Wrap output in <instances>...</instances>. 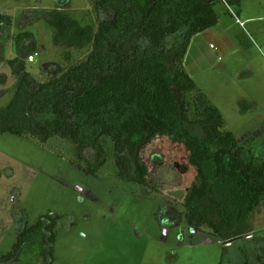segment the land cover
<instances>
[{"label": "rangeland", "instance_id": "rangeland-1", "mask_svg": "<svg viewBox=\"0 0 264 264\" xmlns=\"http://www.w3.org/2000/svg\"><path fill=\"white\" fill-rule=\"evenodd\" d=\"M57 6L56 0H0V15L11 17L8 27L0 23V104L10 98L16 77L8 60L21 56L25 70L43 81L79 57L52 39L45 11ZM214 8L217 24L191 38L183 66L237 142L264 162V0H240L229 8L220 2ZM61 9L92 12L88 0H68ZM21 31L32 32L22 50L34 53L17 54L12 37ZM104 150L105 164L91 175L80 167L91 152L78 158L66 139L53 136L40 143L0 135V264H49L45 235L24 244L13 258H2L24 227L44 215L60 216L51 264H241L246 258L258 263L264 199L249 213L248 235L224 245L207 227L187 223L184 199L198 179L181 144L160 135L141 151L147 186L118 179L110 139Z\"/></svg>", "mask_w": 264, "mask_h": 264}, {"label": "trees", "instance_id": "trees-1", "mask_svg": "<svg viewBox=\"0 0 264 264\" xmlns=\"http://www.w3.org/2000/svg\"><path fill=\"white\" fill-rule=\"evenodd\" d=\"M56 1V9L45 11L52 39L79 57L43 81L25 70L21 56L8 60L16 77L10 98L0 104V135L40 143L53 136L66 139L78 158L91 152L80 166L91 175L105 164L104 143L110 139L115 176L143 186L148 169L141 151L165 135L188 151L196 171L198 180L184 199L187 223L207 227L224 245L248 235L249 213L264 199V162L237 142L183 66L191 38L217 24L214 7L221 0H88L92 12L62 10L68 0ZM0 23L8 27L11 17L0 15ZM32 36L21 31L12 37L17 54L34 53L22 50ZM59 217L44 215L24 227L2 258H13L24 244L45 235L51 264ZM256 254V261L264 262V251ZM241 264L252 263L246 258Z\"/></svg>", "mask_w": 264, "mask_h": 264}, {"label": "built area", "instance_id": "built-area-1", "mask_svg": "<svg viewBox=\"0 0 264 264\" xmlns=\"http://www.w3.org/2000/svg\"><path fill=\"white\" fill-rule=\"evenodd\" d=\"M221 2H222L226 7H228V8L230 7V6L228 5V3H227L226 0H221ZM236 22H238L240 25L243 24V22L240 21L238 18H236ZM209 47L212 48V45H210Z\"/></svg>", "mask_w": 264, "mask_h": 264}, {"label": "crops", "instance_id": "crops-1", "mask_svg": "<svg viewBox=\"0 0 264 264\" xmlns=\"http://www.w3.org/2000/svg\"><path fill=\"white\" fill-rule=\"evenodd\" d=\"M240 5V4H239ZM257 264H261L260 262H258ZM264 264V263H263Z\"/></svg>", "mask_w": 264, "mask_h": 264}]
</instances>
